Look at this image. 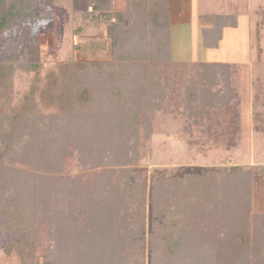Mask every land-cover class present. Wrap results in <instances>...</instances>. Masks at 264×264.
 Masks as SVG:
<instances>
[{
	"label": "trees",
	"instance_id": "16d2710c",
	"mask_svg": "<svg viewBox=\"0 0 264 264\" xmlns=\"http://www.w3.org/2000/svg\"><path fill=\"white\" fill-rule=\"evenodd\" d=\"M50 1L0 0V35L13 25L20 28L24 20L49 17ZM132 3L123 18L128 24L110 35L123 46L116 54L128 53L119 76L121 94L117 97L111 90L106 96L102 86L101 97L90 96V90L79 97L89 106L87 112L90 108L99 118L91 131L109 148L99 152L92 134L72 126L76 110L69 107L54 116L57 122L64 114L65 127L52 123L41 128L24 110L0 135V240L5 234L17 238L18 243L6 249L17 246L22 253L27 231L31 239L36 237L35 244L46 241L42 264H264L260 166H225L173 180L156 179L150 185L139 171L137 146L148 143L156 115L170 107L176 111L184 106L187 123L178 135L199 151L213 139L219 142L215 127L228 123L232 129L226 140L229 148L236 147L241 140L242 69L240 64L176 60L168 28L169 0ZM101 4L98 0L89 7L95 12ZM257 11L263 17L255 33L260 44L264 6ZM201 19L211 24L203 29L208 49L219 48L224 30L238 23L236 15ZM262 49L258 45L260 53ZM254 90L255 132L264 135V73L255 80ZM140 134L144 139L138 143ZM117 135L125 140L118 142ZM112 156L123 168L106 169L93 178L84 173L70 176L66 167L78 158L91 170L95 157L101 164ZM10 160L25 164L24 169L6 165Z\"/></svg>",
	"mask_w": 264,
	"mask_h": 264
},
{
	"label": "rangeland",
	"instance_id": "374dc122",
	"mask_svg": "<svg viewBox=\"0 0 264 264\" xmlns=\"http://www.w3.org/2000/svg\"><path fill=\"white\" fill-rule=\"evenodd\" d=\"M90 1L97 4L98 0H52L46 5L49 17L24 20L20 28L13 25L2 31L0 135L11 128L12 119L24 110L31 118L39 120L41 128L50 127L52 123L65 127L62 117L65 115L62 114L57 122L54 116L69 107L76 110L71 113L72 126H83L88 135L92 134L99 152L101 148H109L107 143L100 144L97 132L91 131L90 128L99 124V118L90 108L87 112V105L79 97L85 90H90L92 97H101L102 86H105L106 96L111 90L117 97L121 94L123 86L119 76L124 70L123 62L128 53L123 50L117 55L115 51L123 49V46L110 35H115L116 27L128 24L123 18L133 8V3L132 0H101L100 9L94 12L95 8L89 7ZM169 4L170 33L177 27L171 40L176 60L235 63L243 68L240 73L241 140L236 147L229 148L226 139L232 125L223 124V128L215 127L220 141L213 139L214 143L211 142L205 151H199L197 146H191L178 135L187 123L184 106L176 111L170 107L168 112L156 115L148 143L137 146L139 171L146 176L149 185L156 179L173 180L233 165H257L261 172L264 168V135L255 132L253 111L255 80L264 73V24L260 44H257L255 34L259 30L258 22L263 18L257 10L264 6V0H169ZM102 13L107 15L106 19H103ZM207 15H237L239 21L237 28L224 30L219 48L212 50L202 46L201 29L209 28L211 24L200 17ZM258 45L263 48L262 53L258 51ZM22 59L25 61L20 66ZM10 70L12 73H8ZM2 72H6V76L3 77ZM143 139V134H140L138 143ZM117 140L122 143L125 139L118 136ZM0 146L2 150L4 145ZM94 163L96 166L89 170L90 165L84 168L76 158L66 167L70 176L84 173L89 178L106 169L123 168L115 156L102 160L101 164L95 157ZM8 164L17 169L25 167V164L11 160L6 162ZM144 221L151 229V218L146 216ZM29 233L26 232L25 253L17 246L7 250L6 246L15 241L18 243V239L9 234L3 236L0 240V264L43 263L47 254L46 241L42 245L35 244L36 237L33 235L35 239H31Z\"/></svg>",
	"mask_w": 264,
	"mask_h": 264
},
{
	"label": "crops",
	"instance_id": "0c3cea01",
	"mask_svg": "<svg viewBox=\"0 0 264 264\" xmlns=\"http://www.w3.org/2000/svg\"><path fill=\"white\" fill-rule=\"evenodd\" d=\"M191 15H192V13H191ZM250 15H252V14H251V11H250ZM236 16H237V15H236ZM201 17H202V16H201ZM201 17H200V18H201ZM200 18H199V19H200ZM237 19H238V17H237ZM188 20L192 21V19H188ZM250 22H251V21H250ZM238 25H239V21H238L237 26H236L235 28H237ZM174 26H175V25H174ZM174 26H173V27H174ZM174 29H175L174 32L171 31V37H172L171 40H172V41H173V38L175 37V32H176V30H177V27H174ZM203 29H204V28L202 27V29H201V33H202V46L204 47V43H203ZM226 29H227V28H226ZM171 45H172V49H173V43H172ZM204 48L207 49V50H212V49H208V48H206V47H204ZM173 53H174V50H173ZM174 57H175V56H174ZM184 61H185V60H184ZM230 64H231V63H230ZM233 64H235V63H233ZM242 69H243V68H242Z\"/></svg>",
	"mask_w": 264,
	"mask_h": 264
},
{
	"label": "water",
	"instance_id": "95a60500",
	"mask_svg": "<svg viewBox=\"0 0 264 264\" xmlns=\"http://www.w3.org/2000/svg\"><path fill=\"white\" fill-rule=\"evenodd\" d=\"M261 173H263V174H264V168H263V169H261Z\"/></svg>",
	"mask_w": 264,
	"mask_h": 264
}]
</instances>
